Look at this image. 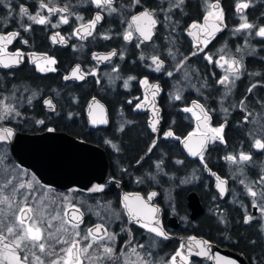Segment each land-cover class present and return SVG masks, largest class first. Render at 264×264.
<instances>
[{
    "label": "trees",
    "instance_id": "obj_1",
    "mask_svg": "<svg viewBox=\"0 0 264 264\" xmlns=\"http://www.w3.org/2000/svg\"><path fill=\"white\" fill-rule=\"evenodd\" d=\"M224 6L230 10L231 2L228 0ZM244 12L246 20L255 27L243 30L239 37L242 39V50L247 52L249 49L250 52H247L244 60L246 72L235 81L229 96L227 94L224 97L225 85L219 82L222 80V71L217 64L220 52L214 44H211L210 49L201 52L180 50L170 54L164 51L157 53L163 59L164 76L160 78L164 86L165 100L162 127L172 129L173 135L167 139L158 138L152 151L145 156L144 151L153 136L146 124L147 115L133 109V105L142 94L139 79L144 75L156 77L148 67L143 66L140 55L133 52L128 58L121 60L113 83L98 75V81L89 78L74 89L66 88L59 82L52 85L59 92H64L66 88L69 93L78 94L79 103L82 105L92 95L106 104L109 115L107 128L86 130L84 121L78 120V117L74 119V123H70L68 119H49L45 125H53L79 139L102 146L107 153L111 173L121 180V187L125 191L158 189L164 215L172 213L179 221L176 229L167 228L171 236L163 238L156 247V254L163 258L168 257L178 244L177 235L183 234L203 237L235 249L250 264H264L262 220L257 216L248 223L244 222V216L254 202L247 191V181H256L258 172L264 170V151H256L252 147V141L258 137L257 133L260 134L258 128L264 129V125H258L254 121L253 126L250 125L253 114L255 117L260 116V106L264 104V37L255 35L258 27L264 25V5L257 2ZM145 56L150 57L149 54ZM66 59L60 58L63 61ZM126 77H134L128 88L124 87ZM86 81L88 84L84 83ZM31 84L36 90H44L43 77L37 73L34 74ZM176 94L181 97L179 100L175 98ZM192 99H197L211 111L212 124L224 125L223 142L217 139L207 143L202 161L187 158L180 150L178 142V138L183 137L194 126L190 114L180 109ZM229 100L235 106H228ZM248 103H252L253 107ZM245 104L247 106L244 107ZM57 113L62 111L59 109ZM35 114L40 116L42 112L37 110ZM25 126L34 127L33 124L26 123ZM14 128L30 132L42 130L31 127L27 129L20 124ZM241 152L249 154L250 160L258 163L238 167L237 161L226 159L233 156L236 160ZM7 158L11 162L9 156ZM204 166L228 180L231 191L226 199H219L214 192L211 177L204 174ZM118 186L117 183L104 186L102 191L92 192L88 201L93 202V195L99 194L100 202L109 201L112 206L122 208ZM235 186L237 194L234 195L232 190ZM53 189L56 192H68L67 189ZM191 189L198 193L203 204L202 214L194 221L188 219L185 200L186 193ZM168 192L171 199L166 200L165 195ZM261 203L264 207V199ZM80 208L86 209L83 205Z\"/></svg>",
    "mask_w": 264,
    "mask_h": 264
},
{
    "label": "flooded vegetation",
    "instance_id": "obj_2",
    "mask_svg": "<svg viewBox=\"0 0 264 264\" xmlns=\"http://www.w3.org/2000/svg\"><path fill=\"white\" fill-rule=\"evenodd\" d=\"M227 1L228 0H219L220 9L224 14V24L221 26V31L215 33L214 36L210 37L209 42L205 44L202 42L205 38L204 33L200 32V30L198 29H192L197 34V39L195 40L193 38V34L190 35L187 30L191 29L189 26L193 22H196L198 24L204 23L203 18L208 10L207 5L216 3V0H207V3H205V0H185L184 4L181 7L173 6L175 0H140L139 3H134V0H113L112 7L116 9L115 12H109L107 6H104L103 8H97L96 5L91 3V0H2V2H0V35L7 36L11 32H18L19 35L14 38L11 43L0 42V47H3L5 49L4 53L0 54V56H2V59H4L19 52L21 54V59L19 64L13 65L9 68L0 66V100H8L13 97L14 100L16 99L18 101L20 89L26 90L33 94L35 92L36 95H30L29 104L23 103L20 108L18 107L17 110L19 115H15L14 120H9L7 118L0 120V130L3 131L2 126H10L14 128V126L20 124L24 127H27V129H30V127L31 129H42L38 130L37 132H41L49 128L53 130L65 131L62 129H58L53 125H45V123L49 119H62V121L68 119L70 123H74V119H76L77 117L78 120L84 121L86 130L97 129L88 128L84 120V107L87 101L95 95L88 97L85 103L82 105L79 103L78 94L72 92L69 93L68 89L66 88L71 87L72 89H74L76 87H79L83 84V81L89 78L98 81V75L104 76L108 82L113 83L112 81L114 77L111 78V81H109L107 79L108 74H111V71H114V69V73H116V71L119 70L118 65L119 63H121V60L123 61L124 58H128L127 56H129L131 53L136 52L138 55H140L143 66L148 67L155 74L156 78H151V75H149L150 77L148 75H144L139 79L142 94L140 99L133 105V109H138L141 112H145L148 120L150 118V114L146 112L145 108L150 101L149 96L152 95L155 101L154 106L158 109V115L160 119L158 124L159 129L157 130V132L154 135L150 133L153 136L152 140H155L156 145L158 138H170L171 136H166L165 133L169 131L172 132V129H164L162 127L164 115L163 106L165 100L163 98L164 86L162 85L160 78L164 76L162 70L163 59L159 58L157 56V53L164 51L170 54L179 52L180 50H185L192 53L201 52L210 49L211 44H214L213 46L218 47V52H225L236 55L242 49V39H240L239 37L242 35L243 31L240 30L239 32H237L236 29H238L240 24L244 22L241 20V17H244V20H246V14L244 11L247 9L246 8L240 12H237V2L248 3L249 6H252L257 2H261V4L264 5V0H229L231 2L230 10H228L224 6ZM41 2L49 5L59 6L60 8L58 9L67 7L68 11L50 14L45 10V8H40L39 5ZM21 5L27 8L28 15L35 16L37 13H39L42 16L48 17V22L46 24H36L34 21L28 19V15H21L19 12V8ZM145 9L152 11L153 18L157 20V24L152 29L151 39L147 41L142 39L139 34L135 32L134 26L131 21V18L133 16L140 14ZM9 12H11V15H9ZM97 13L102 16L101 21H99L96 24L95 28L91 30V35H85L81 26L88 24L92 19H94ZM63 16H67L68 23H60L61 17ZM166 16L170 17V19H166ZM77 17H81L82 19H77ZM53 25L58 26L54 27ZM25 28H28V30L25 31ZM78 29L80 31L77 33ZM129 31L131 32V38L129 40H125L124 35ZM105 36H107L108 38L105 39ZM53 37H55V42L53 41ZM61 37L63 38V41H61ZM24 41H27V43H24ZM137 45H139V47H137ZM99 46L101 48H99ZM112 49L115 50L116 54L113 55V57L108 61L99 62L92 58L93 52H108ZM145 54H149L150 57H146ZM154 56L158 58L159 62H161V68L159 71H156V64L153 63L152 58ZM63 57L67 58L66 61L60 60V58ZM45 59L55 61V63H51V69L54 70L45 68H43L45 69L44 71L39 70V68L37 67L38 62ZM234 59L237 61L235 57H233V61ZM76 63L80 65V71L85 74V77L80 81H77L73 77L66 80L64 77L69 75L70 68ZM35 73L43 77V91L41 89L36 90L31 84ZM165 76L166 78L168 77L167 75ZM128 78L129 77L124 78V83L125 81H127V87H125L124 85L125 88L129 87V82L132 80H129ZM142 80L147 81V84H141L140 81ZM58 82L63 86H66L64 92H59V90H55L52 86ZM90 82L91 81L89 80V83ZM84 83L88 84L87 81ZM154 83H157L158 87L163 90L161 94H157L156 89L151 88ZM23 95L25 96L27 95V93ZM48 95L51 97V100L54 103L55 109L53 111L48 110L50 106L48 107L42 105V100ZM58 95L59 97H57ZM192 100H190L189 104L180 107V109L183 111L184 107L188 105L191 106ZM137 104H140L141 107L137 108ZM59 109L60 111H62V113H57ZM37 110L41 111L42 115H36L35 112ZM40 121H43V123H39ZM25 123L31 125L33 124L34 127L25 126ZM193 128L190 129L187 133L198 131V129L194 130ZM261 128L263 127L258 128L260 129V134L257 133L258 137L252 141V147L256 151H264V149L256 148L254 146L256 140H260L264 143V129ZM16 130L34 133L30 131H23L20 129ZM183 137L178 138L179 148L180 140ZM5 146L8 151L6 139ZM241 153L238 154V157H240ZM244 154L249 156V154L247 153ZM8 156L10 158L9 151ZM196 158L202 161L201 158ZM234 161H237L236 164L238 165V167H242L243 165L247 164L254 165L258 163L257 161L250 159L248 161L241 162L239 158ZM11 163L17 167L24 169L29 174L31 173L35 177L30 169L19 165L12 159ZM206 167L207 166L203 167L204 174L210 176L212 179L211 174L213 172H211L207 167L209 170V174H206ZM258 173V179L256 181L260 179V176H264V170L263 172L259 171ZM219 176L226 180L227 194L224 198L226 199L231 189L229 187L228 180L221 175ZM37 181L44 186L54 188L52 186L41 183L38 179ZM93 184L103 185L104 187L116 183ZM213 184L214 180L212 179V189ZM72 188L76 187H71L67 190ZM247 188L249 189L250 185H248ZM146 190L134 192H145ZM214 192L219 197L218 193L215 190ZM232 192L234 193V195L237 194L236 186L233 187ZM93 196L95 197L94 201L91 202V204L93 205L94 209L90 212L76 206L82 211L83 214L82 222L79 225V230H81L85 235L87 233V229L93 228L96 224H104L105 228L110 233L115 235V240L112 241L107 239L106 237L103 240H100L99 236H102L103 232L98 234L97 241L93 243V247L90 248L86 254H83V264H92V262L87 259V257L99 255L101 251V245L111 246L114 250L113 260H106L104 264H124L125 256L121 255L122 249L130 259L135 260L136 257L131 254L132 247H136V251L140 253L141 257L149 260L151 264H172V257L175 256L177 251L182 252L185 257H187V261H182L179 257H177L175 264H212L211 255L206 257H198L195 255V246L188 240L190 237H195V235H177L178 244L166 258H163L161 255L156 254V247L163 239V237L156 236L155 233L149 232L147 230V227H142L141 225L148 224V226H157L156 221L158 220L159 228L162 229L164 233H166L167 237L171 236L167 228H172H169L166 225V219L170 214L166 216L164 215L163 207L159 201L160 193L159 198L155 201V203L159 208L162 209V213L161 216L153 223H147L141 220H132L128 218L123 207L120 192L119 198L122 208L112 206L111 202L109 201L100 202L98 200V197L100 196L99 194H94ZM256 196H251V198H255V200H257ZM260 196L262 198L261 200L263 201L264 187H262V189L260 190ZM28 204H30V202H28ZM254 205L256 206L255 211H253L252 209ZM259 205L260 207H263V204L262 206L261 204ZM97 213H99V215H97ZM257 216L261 218L258 205L252 202L249 208V212H247L244 216V221L246 217H251L250 220H252ZM195 219L189 220L194 221ZM262 229L264 232L263 225ZM179 236L181 238H179ZM11 239L12 238L8 237L9 241ZM204 240L208 243H216L220 247H226L218 244L215 241H210L205 238ZM128 241H131V243H126ZM90 242H92L91 238H89L88 240H81V247L86 246ZM139 245H143L144 247H138ZM31 251L32 250L30 249V246L25 249V252L29 253L30 261L32 258L30 255ZM25 252H21L20 255H24Z\"/></svg>",
    "mask_w": 264,
    "mask_h": 264
},
{
    "label": "snow or ice",
    "instance_id": "obj_3",
    "mask_svg": "<svg viewBox=\"0 0 264 264\" xmlns=\"http://www.w3.org/2000/svg\"><path fill=\"white\" fill-rule=\"evenodd\" d=\"M2 2V0H0ZM140 0H134V3H139ZM185 0H175L174 7H181L184 4ZM91 3L96 5L97 8H103L104 6H107L109 12H115L116 9L112 7L113 0H91ZM205 3H207V0H205ZM40 8H48V12L50 14L56 13V12H67L68 8L64 7L61 9H58L56 7H49L47 4L41 2ZM249 7L248 3H242L237 2L236 4V10L237 12L242 11L243 9H246ZM207 13L204 16V23L198 24L196 22H193L189 27L191 29H198L200 32L205 34V38L202 41L203 43L207 44L209 42V38L214 36L215 33L221 31V26L224 24V14L223 11L220 9L219 0H216V3L214 4H208L207 5ZM19 12L21 15H28V10L23 5L20 6ZM9 15H11V12H9ZM166 19H170V17H165ZM28 19L31 21H34L36 24H46L48 22V17L42 16L39 13H37L35 16L28 15ZM77 19H82L81 17H77ZM102 16L97 13L88 24L82 25L81 28L83 29L85 35H91L92 29L95 28L96 24L101 21ZM241 20L244 21L240 24L239 28L236 29L237 32L240 30L245 29H253L255 26L253 24L248 23L246 20H244V17H241ZM132 22L136 25V31L140 33V35L143 37L145 41L150 40L152 36V29L157 24V20L153 18V12L149 11L148 9H145L143 12H141L139 15H135L132 17ZM60 23H68L67 16L61 17ZM54 27L58 25H53ZM131 27V25H130ZM25 31L28 30V28L24 29ZM80 30H77V33ZM191 35L192 33L189 32ZM19 35L18 32H11L7 36L0 35V42L4 43H11L14 38H16ZM58 35V34H57ZM255 35L259 37H264V26L258 27V30L255 32ZM105 39L108 37L105 36ZM131 38V32H126L124 35L125 40H129ZM53 41L55 42V37H53ZM61 41H63V38L61 37ZM24 43H27V41H24ZM139 47V45H137ZM239 50V49H238ZM5 49L3 47H0V54H3ZM115 52L110 53L107 56L99 57V59L102 60H108L110 59V56L115 55ZM94 58H97L94 54ZM21 54L19 52L13 54L12 56L6 57L4 59H0V66H3L4 68H9L13 65H17L20 63ZM153 63L156 64V71H159L161 68V62L158 61L157 57H153ZM211 59V58H208ZM221 61H224L228 65V71L230 73H237L239 71V65L240 61H233V60H225L224 56L220 57ZM47 63H55L54 60H49ZM219 64L220 61H217ZM40 71H44L45 69L40 68L39 65H37ZM54 70V69H50ZM80 71L79 66H77L75 69H73V72L71 74L72 77H75L77 79H83V76H78L77 73ZM115 71V69H114ZM94 74V73H93ZM171 75V73H169ZM66 80L71 78L69 76L64 77ZM129 80L134 79V77H129ZM228 80V76H224L220 83H225ZM141 84H147V81H140ZM125 87H127V81H125ZM156 87V86H153ZM254 87V86H253ZM158 90V88H157ZM251 91V88L249 89ZM154 95V93H153ZM177 100H179L181 97L177 95L175 97ZM30 102V101H29ZM194 108H197L200 110V112L203 114L204 119H208V115L205 112L204 108L196 101H193ZM243 103V102H241ZM45 104L51 105V101L46 100ZM97 107H100L99 104L96 105ZM141 107L140 104H137V108ZM184 112H193V107H185L183 109ZM226 111V110H225ZM15 113V115H19L18 112H16L15 108L12 107L10 104H5L3 100H0V120L6 119L9 114ZM195 115V113H193ZM197 119H200V117H197ZM93 123H96V120L93 119ZM101 123H104L105 121L101 120ZM39 123H43V121H40ZM153 131H155V124L152 125ZM224 125H221L217 128H211L209 129L210 132L214 133L213 138H218L223 142V137L221 135L223 131ZM49 132L53 131V129L49 128ZM4 134H0V140H5L6 138L10 137L12 135L11 130L4 129ZM166 136H172L173 133L171 131L165 133ZM196 133H189V137L185 139L184 146L188 149L189 153L193 156L200 155L201 159L203 160V150L204 146L207 140V134L201 133V139H199L195 147L193 146V142L191 140V137L195 136ZM254 146L256 148L264 149V143H262L260 140H256ZM227 160L234 162L233 156L226 157ZM250 157L244 153L240 154L239 160L241 162L248 161ZM177 163H180L177 161ZM11 181H8V184H11ZM261 183H264V177H261ZM224 181L220 180L217 184V187L219 188L221 194L224 193L223 188ZM7 187V185H5ZM31 188L32 184L29 182L27 185L21 183L19 184V187L13 186L12 188V195H4L3 191L0 190V205H7L8 208H12L14 205H16L17 211L13 213V219L12 221L8 222L7 224H3V228L0 229V264H83L84 255L88 252L90 248L93 247V243L97 241L98 234L103 232L102 236H99L100 240H103L105 237L109 240L114 241L115 235L110 233L104 226V224H96L93 228L87 229V233L85 235H82L79 229V225L82 222V213H80V210L76 205L71 203H66L63 208V214L60 212H57L55 215H46L44 211L45 206H38V207H32L30 204H26L23 201H21L19 204L15 201V194L19 189L22 188ZM103 190V185H94L92 188L88 189L89 192H100ZM249 194L253 197L257 195L255 191H252L251 188H249ZM23 195L24 200H28L27 194L21 193ZM156 193H152L151 196H155ZM65 200L68 198L65 197ZM135 200L139 203V207H132L128 201L129 197L125 196L123 198L124 201V207L128 210V215L132 219H136L137 217L143 219L145 218V212L144 209L147 208L146 205L143 204V201H141L140 197H135ZM255 206V205H254ZM158 211L156 208H147V214L149 217L154 216L155 213ZM261 211L264 212V207L261 208ZM5 213L2 209H0V216H4ZM99 215V213H97ZM251 219V217L245 218V223H248V221ZM53 221H57L58 224L54 225ZM45 222L46 227H45ZM149 223H151V220H149ZM66 225H70L71 231H69V227H66ZM157 226H148V224H142V227H147V230L151 233H155L158 237H163L167 239L166 233L163 232L162 229L159 228V221H156ZM54 229V231H50ZM6 230L7 236L4 234V231ZM11 236L12 239L6 243L5 241L8 240V237ZM71 237L69 240L67 237ZM77 237H80V239H77ZM91 238L90 243H88L86 246L81 247V240H88ZM54 241L55 244H64L67 245V247H62L60 249L59 253H54V245L52 242ZM126 243H131V241H128ZM207 241L198 242V246L201 244L206 245ZM31 246V248L37 249L39 253L52 256L55 254L56 258L51 259L48 261H45L41 258L40 255H37L35 252H31V261L29 260V253L25 252V249H27ZM138 247L143 248V245H139ZM51 249V250H50ZM19 250V251H18ZM21 252H25L24 255H20ZM60 253H63L62 255ZM131 254L136 257L135 260L130 259L126 253H124L123 249L121 250V255L125 256L124 264H151L149 260L144 259L141 257L140 253L136 251V247L131 248ZM197 255H200L202 253L198 252ZM206 254V253H204ZM180 257L182 261H186V257H184L181 252L177 251L175 256L172 257V264H175L176 258ZM114 258V250L113 247L107 246V245H101V251L99 255L96 256H89L87 259H89L92 264H104L106 260L110 261ZM222 264H235L234 261L223 259Z\"/></svg>",
    "mask_w": 264,
    "mask_h": 264
},
{
    "label": "water",
    "instance_id": "obj_4",
    "mask_svg": "<svg viewBox=\"0 0 264 264\" xmlns=\"http://www.w3.org/2000/svg\"><path fill=\"white\" fill-rule=\"evenodd\" d=\"M47 5L49 7L60 8L56 5ZM45 10L48 11V8L46 7ZM132 24L134 26L135 32L139 34V36L143 39L140 33L136 31V25L133 22ZM187 31L193 34V38L195 40L197 39V34L194 32V30L190 29ZM112 52H115V50L112 49L108 52H93L92 58L99 62H105L109 59L102 60L99 59V57L107 56ZM94 54L97 58H94ZM112 57L113 55L110 56V59ZM0 59H2V56H0ZM234 61L236 60L234 59ZM77 66H79L80 69V65L78 63L74 64L70 68V73L68 75L69 77H72L71 74L73 72V69H75ZM77 75L83 76V78L85 77V74L81 71H79ZM75 79L77 81L82 80L77 78ZM151 88H155L157 94H161L163 91L160 87H158L157 83H154ZM46 100L51 101V105L45 104ZM149 100L150 101L146 105L145 110L150 114V118L147 120L146 124L150 133L154 135L159 129L158 124L160 119L158 115V109L154 106L155 101L152 95L149 96ZM193 101L198 102L205 110L203 104L197 99H193L191 101V106L193 108ZM97 104H99L100 107H97ZM42 105L48 107L50 106V108H48L49 111H53L55 109L54 103L52 102L49 95L42 100ZM194 109L199 113L198 117H200V119H194V125L197 127L198 131L189 132L196 133L195 136L191 137L193 146L195 147L196 142L202 138L200 135L201 133H206L208 138L213 137L215 134L209 131V129H211L210 125L208 124L210 120V114L205 110L208 115V119L205 120L200 110L197 108ZM84 119L88 128H107L109 125V121L106 105L98 97H91L84 107ZM93 119L96 120V123L92 122ZM101 120L105 122L101 123ZM153 123L155 124V131H153V128L151 126ZM2 129H9L12 133L10 137L6 138V144L8 147L10 158L19 165L30 169V171L41 183L60 190L68 189L71 187L86 190L93 183H117L119 185L118 190L121 193L123 207V198L125 196H128V203L132 207H139V203L135 200V197H140L141 201H143V204L146 205L147 208L154 207L158 209L154 216L149 217L147 214V208H145V218L141 219L137 217L136 219H132L128 215V210L124 207L128 218L132 220H141L147 223H149V220H151V223H153L161 216L162 209L159 208L155 203V201L159 198L158 189L150 188L145 192L125 191L121 187V180L119 178H116L111 173L107 153L102 146L89 141H85L83 139H79L61 130H53L49 132L48 129H45L41 132L29 133L16 130L10 126H2ZM189 133H187L180 140V149L188 158L193 159L199 157V154L196 156L191 155L188 149L184 146L185 139L189 137ZM208 138L206 140L205 146L207 144ZM154 145L155 140H152L144 151L143 156L149 154L152 151ZM205 173L209 174V170L207 167L205 168ZM211 176L214 180L213 189L218 193L219 199H224L227 194L226 180L221 178L214 172L211 174ZM220 180L224 181L223 194H221L219 188L217 187V184ZM152 193H156V195L151 196ZM185 200L186 206L188 208V218L190 220L197 218L203 212V204L198 193L195 190L188 191L185 195ZM252 209L253 211H255L256 206H253ZM80 213H82L81 210ZM166 225L169 228L176 229L179 225L177 216L174 214H170L166 219ZM179 238L181 237L179 236ZM188 240L195 246V255L198 257H206L211 255L212 264H222L223 259L234 261L235 264H250L245 256L237 250H233L227 247H220L216 243H207L206 245L201 244L200 246H198V242L205 241L203 237L195 236L190 237ZM5 242L8 243L9 240H6ZM198 252L202 254L197 255L196 253Z\"/></svg>",
    "mask_w": 264,
    "mask_h": 264
},
{
    "label": "rangeland",
    "instance_id": "obj_5",
    "mask_svg": "<svg viewBox=\"0 0 264 264\" xmlns=\"http://www.w3.org/2000/svg\"><path fill=\"white\" fill-rule=\"evenodd\" d=\"M264 26V25H263ZM247 52H250V50H246ZM247 52H245L244 50H240L236 55L234 54H229V53H220V55L217 57V60L220 61V63L218 64V66L220 67L221 71H222V79L224 76H228V80L224 83V89H223V95L224 97L229 96V94L232 92V87L235 83V81L242 77L243 74L246 72V69L244 67V60H245V56L246 54H248ZM224 56L225 60H233V57H235L237 59V61H240V65H239V71L235 74L230 73L227 71L228 65L226 63H224V61L220 60V57ZM47 61H49V59H45V60H40L38 62V65L40 66V68H45V69H51L52 65L51 63H47ZM248 73V72H247ZM116 77L114 71H111V74H108L107 79L109 81H111V78ZM125 85V83H124ZM27 93V95H23ZM179 94V93H177ZM177 94L175 96H177ZM30 95H36V93H30L26 90H19V95H18V101L12 97L8 100H3L5 104H10L12 105L13 108H15L16 112H18V107L20 108L22 106L23 103L29 104L30 102ZM24 99V100H21ZM228 100V99H227ZM228 106H235V104L232 102V100H229L228 102ZM248 105H250V107H253L252 103H248ZM247 106L246 104L244 105V107ZM186 107H192L190 105L186 106ZM205 107V106H204ZM260 116L255 117V114H253L254 117H252L251 119V123L250 125L253 126V121L255 123H257L258 125H264V104L260 106ZM185 108V107H184ZM205 110L210 114V119H211V111L205 107ZM195 113V115L193 114ZM189 114L191 115L192 119H195L199 116V113L193 108V112H189ZM15 118V113L9 114L7 119L9 120H14ZM208 124L211 126V128H217L220 127V125H215L212 124L211 121L209 120ZM257 125V126H258ZM194 130H197V127L194 126L193 128ZM0 134H4L2 130H0ZM214 137V136H213ZM213 137H209L208 139V143L211 141H215L217 140V138H213ZM263 143V142H262ZM8 151L5 148V140H0V190L3 191L4 195H12V188L13 186L15 187H19V184L23 183L25 185H27L29 182H31L32 187L28 188H22L19 189V191L16 192L15 194V201L17 202V204H19L21 201H23L24 203L28 204V202H30V205L32 207H38V206H45L44 207V211L45 214L48 215H55L57 212H60L61 214H63V208L64 205L66 203H71V204H75L76 206L80 207V206H85V210L90 212L91 210H93V205L88 201L89 196L92 192H89L88 189L92 188L95 184H92L88 189L83 190V192H78L76 190V188H72L69 189L68 192H56L53 188L51 187H47L44 186L42 184H40L37 179L30 173H28L27 171H25L24 169L17 167L15 165H13L9 160H8ZM199 158H201V156H199ZM261 177L264 176H260V179L258 181H247L248 185H250V188L252 187V191H255L258 195L256 196V199L254 198V204L258 205V209L259 212L261 214V218H262V225L264 228V212L261 211V208L259 203L261 202V196H260V190L262 189V187H264V183H261ZM8 181H11V184H8ZM5 185H7V187H5ZM249 192V189L247 190ZM21 193L27 194L28 196V200L25 201L23 195H21ZM30 195V197H29ZM67 197L68 199L65 200L64 198ZM165 199L169 200L171 199V195L170 193H166L165 195ZM256 201V202H255ZM0 209H2L5 213L4 216H0V229L3 228V224H7L8 222L12 221L13 219V213L17 211L16 205H14L11 209L8 208L7 205H0ZM46 223L45 222V227H46ZM53 224L56 225L58 224L57 221H53ZM66 227H69V231H71V227L70 225H66ZM50 231H54V229L50 230ZM78 231L81 232L82 235L83 232L81 230L78 229ZM4 234L7 236L8 234L6 233V230L4 231ZM10 238H12L11 236H9ZM69 240L71 239V237H67ZM78 239H80V237H77ZM52 243L54 245V253H59L60 249L62 247H67V245L64 244H55L54 241L49 242ZM30 246V245H29ZM32 250L31 252H35L37 255H40L42 259H44L45 261L51 260V259H55L56 256L55 254H53L52 256H47L44 254L39 253V251L37 249L31 248ZM51 250V249H50ZM61 255L63 253H60ZM181 254L185 257V255L181 252ZM180 258V257H179ZM186 261H187V257H186Z\"/></svg>",
    "mask_w": 264,
    "mask_h": 264
},
{
    "label": "bare ground",
    "instance_id": "obj_6",
    "mask_svg": "<svg viewBox=\"0 0 264 264\" xmlns=\"http://www.w3.org/2000/svg\"><path fill=\"white\" fill-rule=\"evenodd\" d=\"M85 120V119H84ZM86 122V121H85ZM211 127V126H210Z\"/></svg>",
    "mask_w": 264,
    "mask_h": 264
}]
</instances>
